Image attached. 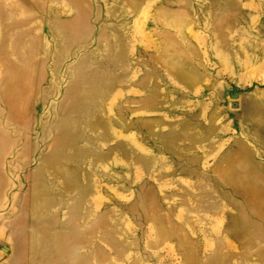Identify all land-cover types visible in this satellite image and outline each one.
I'll list each match as a JSON object with an SVG mask.
<instances>
[{"label": "rangeland", "instance_id": "obj_1", "mask_svg": "<svg viewBox=\"0 0 264 264\" xmlns=\"http://www.w3.org/2000/svg\"><path fill=\"white\" fill-rule=\"evenodd\" d=\"M0 264H264V0H0Z\"/></svg>", "mask_w": 264, "mask_h": 264}]
</instances>
